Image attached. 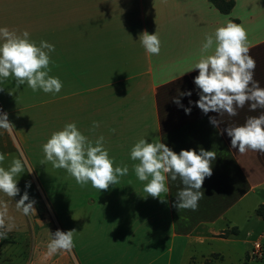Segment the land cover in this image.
I'll return each mask as SVG.
<instances>
[{"label":"crops","instance_id":"0c3cea01","mask_svg":"<svg viewBox=\"0 0 264 264\" xmlns=\"http://www.w3.org/2000/svg\"><path fill=\"white\" fill-rule=\"evenodd\" d=\"M18 1L41 2L62 16L79 18L80 28L66 19L67 27L55 34L60 33L55 37L54 76L63 83L54 94L56 131L75 123L93 145L103 136L114 167H128L118 184L102 191L91 183L81 186L64 171L73 193H92L72 205L74 248L50 255L38 243L24 264H181L191 242L219 239L222 230L214 226L221 221L227 228L234 226L229 212L264 184V179H257L264 173V152L239 153L225 129L264 114V108L252 111L249 102L235 116L205 114L195 103L200 99L194 83L199 70L191 69L200 59L206 35L229 22L243 26L245 18L253 24V18L264 16V0ZM90 27L97 30L94 36L88 35ZM244 28L249 55L256 61L254 81L264 88V30ZM145 30L157 32L158 55L147 53L139 42ZM189 91L191 96L184 95ZM210 117L221 122L219 127ZM140 139L164 143L177 154L192 149L199 153L201 148L216 153L213 174L201 189L205 196L195 210L174 206L184 188L179 178H167L169 191L161 198L147 196V182L137 178L138 161L130 155Z\"/></svg>","mask_w":264,"mask_h":264},{"label":"clouds","instance_id":"9594fccd","mask_svg":"<svg viewBox=\"0 0 264 264\" xmlns=\"http://www.w3.org/2000/svg\"><path fill=\"white\" fill-rule=\"evenodd\" d=\"M247 39L246 29L231 22L217 28L214 35H206L200 59L191 69L199 70L194 83L200 90V99L195 103L205 114L217 112L221 116L225 113L235 116L237 109L249 102L252 111L264 108V88L254 81L256 61L249 55ZM0 41V83L11 76L15 78L17 87L27 84L34 92L43 90L44 93L57 94L62 90V81L49 75L50 53L55 51L53 44L41 41L37 46L29 39L27 30L18 34L7 27L0 28ZM139 42L147 53H160L161 41L157 32L149 34L145 30ZM191 94L190 91L184 93ZM175 103L180 105V100L176 99ZM185 112L190 114L191 108H185ZM210 123L219 127L221 122L210 117ZM11 125L6 113L0 115V128L8 129ZM98 126L94 122V127ZM225 131L231 137L232 148H238L239 153L249 149L264 152V114L249 117L243 125L229 126ZM103 140L101 136L93 145L75 123H68L62 130L52 133L43 145V152L46 161L55 168L65 169L81 186L91 183L93 188L102 191L118 184L119 177L128 173L127 166L114 167V159L110 158ZM130 155L133 161H138L134 165L137 178L147 182L143 189L147 196L161 198L162 193H168V177L173 181L177 178L182 181L184 188L177 193L174 204L178 210L197 208L199 200L205 196L201 192L205 178L213 174L211 162L216 159L215 152L203 148L199 153L192 149L181 150L177 154L164 143H149L146 139L135 143ZM5 158V154L0 153V165ZM24 168L20 159H14L7 169L0 166V192L12 198L17 196L20 189L16 177L24 172ZM26 201H29L27 192L16 202L17 208L24 214L35 211V201L27 204ZM3 216L4 213L0 212V227L4 225ZM74 232L57 230L52 233L47 245L48 253L71 251L74 248ZM4 235L0 233V238Z\"/></svg>","mask_w":264,"mask_h":264},{"label":"rangeland","instance_id":"374dc122","mask_svg":"<svg viewBox=\"0 0 264 264\" xmlns=\"http://www.w3.org/2000/svg\"><path fill=\"white\" fill-rule=\"evenodd\" d=\"M42 12L51 15L44 17ZM60 12L41 2L0 0V28L7 27L18 34L27 30L29 39L37 46L41 41H47L56 48L55 37H59L60 33L55 34L67 27L64 25L66 19L80 28L78 17L71 14L69 18L58 14ZM86 25H91V21H87ZM243 26H254L258 32L263 31L264 16L253 18V24L250 18H245ZM91 27L88 35L94 36L97 30ZM55 52L50 53L49 65V75L53 77L57 74ZM0 88H3L0 91V115L6 113L12 124L8 129L0 128V153L6 157L0 166L7 169L14 159H20L25 166L24 172L16 177L20 193L12 198L0 192V212L4 213L0 233L5 234L4 238H0V264H24L32 256L36 244L47 248L52 233L70 230L73 202L84 201L92 193H73L71 178L64 172L66 170L55 168L45 159L43 145L59 123V116L54 112V94L44 93L43 90L34 92L27 84L17 87L15 78L11 76L0 83ZM257 179H264V173ZM25 192L29 195L26 204L35 201V211L29 214H24L16 205ZM262 206L264 184L229 212L228 218L235 223L234 226L227 228L221 221L214 226L218 231L222 230L217 236L219 239L191 242L181 264H264V256L261 259L251 257L257 244L264 248V218L258 214Z\"/></svg>","mask_w":264,"mask_h":264},{"label":"built area","instance_id":"2783aa9c","mask_svg":"<svg viewBox=\"0 0 264 264\" xmlns=\"http://www.w3.org/2000/svg\"><path fill=\"white\" fill-rule=\"evenodd\" d=\"M263 256H264V248L260 244H257L255 248H253L252 250L251 257L261 259L263 258Z\"/></svg>","mask_w":264,"mask_h":264},{"label":"trees","instance_id":"16d2710c","mask_svg":"<svg viewBox=\"0 0 264 264\" xmlns=\"http://www.w3.org/2000/svg\"><path fill=\"white\" fill-rule=\"evenodd\" d=\"M264 206H262L259 210H258V214L259 215H261V217H263L264 218ZM235 229H237V228H235Z\"/></svg>","mask_w":264,"mask_h":264}]
</instances>
